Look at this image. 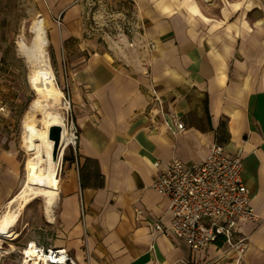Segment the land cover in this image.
<instances>
[{
  "label": "crops",
  "instance_id": "0c3cea01",
  "mask_svg": "<svg viewBox=\"0 0 264 264\" xmlns=\"http://www.w3.org/2000/svg\"><path fill=\"white\" fill-rule=\"evenodd\" d=\"M133 2L146 48L123 54L84 39L74 4L60 11L54 49L80 138L63 166L54 221L45 216L34 242L65 248L79 264H264V0ZM153 90L164 114L150 110ZM170 115L184 124L176 136ZM213 143L243 158L256 220L239 224L248 243L240 259L216 246L192 255L153 231L171 220L152 187L153 162L199 163ZM14 164L8 153L0 159V209L17 187Z\"/></svg>",
  "mask_w": 264,
  "mask_h": 264
},
{
  "label": "rangeland",
  "instance_id": "374dc122",
  "mask_svg": "<svg viewBox=\"0 0 264 264\" xmlns=\"http://www.w3.org/2000/svg\"><path fill=\"white\" fill-rule=\"evenodd\" d=\"M69 2L79 11L77 19L80 21L79 26L81 25L84 39L96 41L98 48L110 47L115 50V54L119 52L123 54L124 50L127 51L129 48H146L137 40L143 33L146 22L140 21L136 16L133 0H69ZM69 2L0 0V159L8 153L17 167L21 168V178L17 179V187L12 196L19 190L25 176L23 169L28 157L22 143L23 121L35 97L28 82V68L18 53V41L23 35L29 38L30 27L36 18L42 16L49 21L48 32L51 40L49 52L56 72L57 84L68 98L62 82L66 76L60 70V63L64 60L54 49L56 42L53 34L58 35V31L62 28L64 17L61 16L60 11ZM39 127H42L41 124ZM68 154L69 150L65 154L64 163ZM3 209L1 208L0 212ZM44 221L45 203L42 199H37L25 208L15 228L20 237L13 242L2 241L0 264H17L27 244L35 241L37 237H43L38 226ZM14 243H16V251L11 252V245Z\"/></svg>",
  "mask_w": 264,
  "mask_h": 264
},
{
  "label": "built area",
  "instance_id": "2783aa9c",
  "mask_svg": "<svg viewBox=\"0 0 264 264\" xmlns=\"http://www.w3.org/2000/svg\"><path fill=\"white\" fill-rule=\"evenodd\" d=\"M69 110L66 124L70 132L69 149L76 150L80 132L71 111V101L64 98ZM150 110L165 112L162 98L153 90ZM174 136L184 131V124L175 115L169 116ZM156 175L153 189L169 202L170 223H154L153 231L168 239L186 244L192 255L216 246L232 252L237 258L246 253L247 238L239 235L240 222L255 221L250 191L243 180L244 163L240 155L233 156L213 143L208 156L199 163L174 159L168 164L153 162ZM82 210L84 211L83 204ZM141 214L140 211L137 212ZM35 254H27L31 245ZM17 264H79L65 248H46L30 241L21 252ZM170 264H193L192 259H180Z\"/></svg>",
  "mask_w": 264,
  "mask_h": 264
},
{
  "label": "bare ground",
  "instance_id": "6f19581e",
  "mask_svg": "<svg viewBox=\"0 0 264 264\" xmlns=\"http://www.w3.org/2000/svg\"><path fill=\"white\" fill-rule=\"evenodd\" d=\"M49 27V21L40 16L33 21L29 38L23 35L18 41V53L28 68V82L35 97L23 121L22 143L28 157L23 169L25 176L19 190L7 200L0 212V245L3 240L13 242L20 237L15 228L25 208L37 199L45 203L46 218L54 221L53 209L60 193V170L71 135L66 124L69 105L57 84L49 52ZM55 127L61 130L57 154L52 139ZM14 175L20 180L21 168L16 164ZM11 248V252L16 251L14 246ZM26 253L35 254L33 244Z\"/></svg>",
  "mask_w": 264,
  "mask_h": 264
},
{
  "label": "water",
  "instance_id": "95a60500",
  "mask_svg": "<svg viewBox=\"0 0 264 264\" xmlns=\"http://www.w3.org/2000/svg\"><path fill=\"white\" fill-rule=\"evenodd\" d=\"M61 138V130L60 127H55L53 128V132H52V139L55 141V147L58 150V144ZM57 154V151H56Z\"/></svg>",
  "mask_w": 264,
  "mask_h": 264
}]
</instances>
